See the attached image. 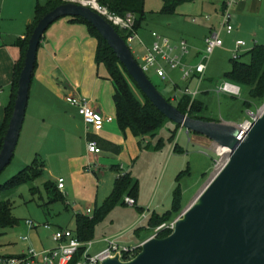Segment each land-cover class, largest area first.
Returning <instances> with one entry per match:
<instances>
[{"label": "crops", "instance_id": "crops-1", "mask_svg": "<svg viewBox=\"0 0 264 264\" xmlns=\"http://www.w3.org/2000/svg\"><path fill=\"white\" fill-rule=\"evenodd\" d=\"M0 1L3 2V5L0 3L1 128L5 118V108L12 100L14 67L21 58V50L16 46V42L18 39L25 38L27 28L34 18L37 0ZM40 1L46 2L47 0ZM194 1H191L190 4H193ZM225 1L201 0L199 8L193 15L199 17L206 15L205 20L211 21L210 24H199L191 32H181L177 39L172 38L175 36L171 38L166 36L175 45H179L181 41L187 43L188 54L183 57V62L186 65L195 66L202 61L206 46L205 40L212 33L218 31L221 15L226 9ZM230 11L234 31L231 34H227L225 31L221 33L223 47L228 45L227 47L230 49L237 42L244 41L246 47L242 55H245L246 52L253 50L256 46L264 45V0L239 2L234 4ZM176 15L177 13L174 16ZM70 19L71 17H67L55 22L47 30L40 44L29 93V99H33L32 106L31 109L27 106L29 117L26 119V115L23 123V127L26 124L28 126L25 147H30L31 157L40 155L39 162H43L44 173H47L49 177L52 178V171L59 169L68 173V184L65 180L64 190L58 189L59 193L63 195L68 209L70 207L69 196L72 193L76 199L78 197L87 201L86 207L88 209L96 210L99 208V198L98 194L94 192L96 188L98 189V185L104 183L101 180V177L105 175L102 170L111 166L112 171H123L125 167L123 162L132 161L138 155V139L130 131L122 132L118 126L113 99L114 84L109 79L104 67L98 66L96 63V39L90 36L85 25L73 23ZM195 19L191 20L192 24H195ZM137 35L138 41L143 43L139 42V46L144 55L146 49L151 48L153 44L152 33L149 35L146 32H141L140 29ZM168 69L166 67L170 81L160 80L166 86L167 84L170 85L169 87L173 91V94L171 93L172 99L173 97L178 98L177 94L188 87L181 89L177 80L178 77L181 78L180 72ZM206 72L202 80H199L200 77L195 75L187 83L198 80L200 85L206 80ZM197 93L196 100L199 96V86ZM68 97L84 98L92 108L99 111L106 119L101 128L96 129L94 126H87L79 115L78 108L68 103ZM108 118H111L112 121H107ZM216 121L232 124L220 119ZM91 142L95 143L101 150L99 154L93 155L88 152L87 145ZM90 163H95L97 167L89 172L87 167ZM105 197L103 203L109 196ZM92 204H94L95 209ZM137 205L136 200L135 207ZM138 210L143 211V208ZM77 211L75 208L72 209L73 228L69 227L71 224L62 225L59 228L74 231L76 229V216L82 214ZM89 215L85 216L89 217ZM152 215L149 218L147 215L145 218L141 217L139 222L142 223L147 218L150 223ZM141 229L146 232L139 235L138 230ZM148 229L153 230L150 224L147 228H140L136 231L139 240L138 246L154 235V233L149 235ZM103 243H106L105 239L101 242V244Z\"/></svg>", "mask_w": 264, "mask_h": 264}, {"label": "rangeland", "instance_id": "rangeland-1", "mask_svg": "<svg viewBox=\"0 0 264 264\" xmlns=\"http://www.w3.org/2000/svg\"><path fill=\"white\" fill-rule=\"evenodd\" d=\"M78 3H88L91 0H73ZM193 1V0H192ZM201 0H195L193 4L184 3L178 8L176 16H163L160 12L163 8L162 0H145L146 20L142 23L141 32H146L149 35L156 32L161 36H167L177 39L181 32H191L196 29L199 24H210L206 21V13L203 17L193 15L199 8ZM3 5V2H1ZM215 4H218L215 2ZM7 5V2H6ZM191 12V13H190ZM193 16V17H192ZM196 18L195 24L191 20ZM233 26V25H232ZM180 38V37H179ZM185 39V38H184ZM244 42V41H243ZM198 43V42H197ZM139 41L136 40L130 43L132 53L140 65L144 64V55L142 48L139 46ZM254 45V44H253ZM225 45L223 49H217L208 61V70L206 72V80L199 85L198 80L187 81L177 78L180 88H189L191 92H195L199 86V96L197 100L203 103L207 108L206 115L215 120H223L230 122L233 126L244 124L247 120H252L264 106L262 102L252 101L249 97L248 90L242 87L240 97L234 98L228 94H219L217 89L225 82H230L229 74L233 67V48ZM152 47V45H151ZM206 49V46H205ZM250 52V51H249ZM249 52L242 55L238 61L250 63L251 56ZM205 54V51H204ZM204 56V55H203ZM168 70H171L170 68ZM148 77L157 86L160 92L166 97H172L173 91L170 85L162 83L152 71L148 73ZM135 94L141 97L139 90L132 85ZM178 98L172 99V104L177 106L181 101L183 94H177ZM33 98V95H31ZM33 100V99H32ZM31 98L28 101V108L32 106ZM246 102L252 103V107L247 109ZM263 103V104H262ZM27 108V109H28ZM29 109L26 113L29 117ZM264 110V109H263ZM262 110V111H263ZM261 111V112H262ZM255 115V116H254ZM223 123V122H222ZM229 124V123H224ZM27 124L22 128L21 136L16 148L14 157L11 163L0 173V187L5 186L14 176L18 175L27 166L40 155L31 157L30 147H25L27 136ZM178 125L171 121H167L158 131L157 136L152 139L148 138L145 141L138 139V155L132 161L123 162V171H112L111 166L103 169L104 176L101 180L103 185H98L95 192L98 194L99 207H101L105 196H109L114 189V184L118 176L130 173L131 177L138 182L137 207H130L125 204H118L106 216L104 220L99 222L95 227L94 238L91 241L94 246L91 248L89 255L94 256L102 252L107 243L101 244L105 240L113 241L121 246L136 247L138 246L137 230L148 227V219L139 222L142 215L145 213L149 218L150 215L157 213L163 217L165 213L171 210L175 197V191L179 187L181 191V209L183 211L190 207L197 199L202 190L209 184L211 179L217 175L224 167V163L217 171L221 157L217 150L219 146L205 136L188 132L185 128H177ZM176 133V134H175ZM175 134L174 139L172 138ZM161 141L162 147H158V142ZM178 144L179 148L174 151ZM229 155H224V159L229 158ZM99 167L101 165H98ZM52 178L44 173L32 184H22L18 189L9 194H1L0 201H10L12 204V215L19 220V224L5 229L0 235V255L5 257L19 258L24 253L28 252L30 245L36 252H42L48 249H54L56 243L53 241L55 232L59 226L70 225L73 228L72 209L75 208L81 212V215H87V201L75 198L71 193L69 196V209L66 207L65 200L52 201L51 194L47 191L46 185L51 182L57 186V181L61 178L66 180L68 184V173L64 170L52 171ZM35 189V192L32 189ZM98 191V192H97ZM91 194L93 192L91 191ZM107 194V195H106ZM126 197H124L125 200ZM92 207L95 209L94 204ZM87 208V209H86ZM143 208V211L138 210ZM94 216L95 210L90 209ZM83 211H85L83 213ZM141 211V212H140ZM143 212V213H142ZM177 217L178 212L173 213V218H180L183 214ZM33 221L41 225H50V229L43 227L29 230L26 227V221ZM149 235L155 232V229L150 230ZM138 234L146 232L144 229L138 230ZM28 238V241H23ZM34 243V245H33ZM24 252V253H23ZM139 253V252H138ZM137 255V254H136ZM79 261L84 262L83 256Z\"/></svg>", "mask_w": 264, "mask_h": 264}, {"label": "water", "instance_id": "water-1", "mask_svg": "<svg viewBox=\"0 0 264 264\" xmlns=\"http://www.w3.org/2000/svg\"><path fill=\"white\" fill-rule=\"evenodd\" d=\"M67 17L82 18L98 31L141 93L169 121L231 151L222 170L177 219L171 235L146 240L129 261L116 256L101 264H264V106L245 132L241 125L183 114L153 84L116 28L85 3L69 0L46 14L34 29L0 150V173L18 146L42 39L55 22Z\"/></svg>", "mask_w": 264, "mask_h": 264}, {"label": "trees", "instance_id": "trees-1", "mask_svg": "<svg viewBox=\"0 0 264 264\" xmlns=\"http://www.w3.org/2000/svg\"><path fill=\"white\" fill-rule=\"evenodd\" d=\"M190 1L192 0H162L163 8L160 15L174 16L181 5ZM67 3H69V0H47L46 2L37 0L34 18L32 23L27 28L25 38L18 39L16 42V46H18L21 50V58L14 67L12 100L5 108V118L0 128V150L13 114L18 91L19 76L24 65L25 55L32 33L40 20L46 14ZM98 3L101 7L106 8L111 14L120 17L133 15L135 18L134 32L136 33L141 29L142 23L146 20L147 13L145 10V0H98ZM70 20L73 23L85 25L90 36L97 41L96 63L98 66L104 67L108 73L109 79L114 84L115 93L113 99L116 107V120L120 130L122 132L130 131L134 137L139 138L142 141H145L148 138L154 139L157 136L158 131L169 120L162 115L141 93L134 81L128 75L125 68L119 62L113 50L109 47L98 31L82 18H71ZM116 30L126 41V32L121 31L118 28H116ZM249 54L251 56L250 63L233 60L232 70L229 74H227V76L229 77L231 83L238 85L241 89L242 87L247 88L249 97L252 101H263L264 103V45L256 46L249 52ZM132 85L139 90L141 97H138L135 94ZM167 100L172 104V97L167 98ZM245 106L247 109H250L252 107V103L246 102ZM175 107H177L183 114H186L193 119L220 123V121H216L206 115L208 110L203 103L196 99L191 101V97L187 95H183L181 101ZM177 128L179 129L180 126ZM175 134L172 137L173 139ZM161 143V141L158 142L157 149H159L160 146L162 147ZM178 148L179 146L177 144L174 151H177ZM43 174L44 164L43 162L40 163L39 159L36 158L30 166H27L18 175L14 176L5 186L0 187V195L9 194L10 192L18 189V187L22 184H32ZM46 189L51 194L53 202L57 200H64L63 195L59 193L58 187L54 186V184L52 185L51 182L46 185ZM32 191L35 192V189L33 188ZM174 195L175 197L170 211L165 213L163 217L158 214H153L151 216L149 224L152 229H157L163 224L173 222L183 212L180 211L181 191L179 187L176 189ZM137 196L138 182L131 177V174L126 173L119 176L115 181L113 192L109 195L101 207L96 208L92 218L84 215L76 216V229L74 232L79 241L84 243L91 242L94 238L95 227L97 224L104 220L106 216L115 208V206L120 203L125 204L124 197H130L136 201ZM178 211L179 213L177 217L173 218V213ZM19 222L20 221L15 219L12 215V204L10 201H0V235L3 230L12 228L18 225ZM171 234L172 233L170 231H163L158 235V238H166ZM84 251L85 248L80 249L69 264H77L83 256ZM125 259L127 260L130 258L126 256Z\"/></svg>", "mask_w": 264, "mask_h": 264}, {"label": "built area", "instance_id": "built-area-1", "mask_svg": "<svg viewBox=\"0 0 264 264\" xmlns=\"http://www.w3.org/2000/svg\"><path fill=\"white\" fill-rule=\"evenodd\" d=\"M96 1V7H93L98 13H100L109 23H111L115 28H118L121 31L126 32L127 36V44L139 40L138 35L134 32L135 18L133 15H127L126 17H120L108 12L106 8H103L99 5L98 0ZM246 0H226L225 1V11L221 15V20L219 23L218 31L212 33L206 40V49L205 54L202 61L195 65L190 66L186 65L183 62V57L188 54V46L185 41H181L179 45H175L171 42L170 39L159 35L156 32L152 33V37L154 39L152 47L146 49V53L144 55V64L141 65L143 71L148 75L149 72H153L158 78H160L164 82L170 81V77L167 73L166 67L171 70H177L181 74V79L184 81H188L192 79L193 76L197 75L199 80H202L207 67L208 61L211 55L217 50L223 48V40L221 39V33L225 31L227 34H231L234 31V27L231 24L232 14L230 8L239 2H245ZM91 2V1H90ZM88 2V3H90ZM209 19V18H208ZM142 43L141 41H139ZM143 44V43H142ZM246 47V43L243 41H239L236 43L235 49L233 51L234 60H238L242 53L244 52V48ZM217 92L219 94H228L232 97H240L242 93L241 87L231 82L223 83L218 89ZM181 93L183 95H187L191 97V101H194L197 96V91L191 92L189 88L182 90ZM177 99L176 97H173ZM67 101L72 106L78 108L79 115L83 118L85 124L87 126H94L96 129H100L101 125L106 121L102 114L96 109L92 108L89 102L81 97H68ZM261 111L257 114L259 115ZM256 115V116H257ZM255 116V115H254ZM255 116V117H256ZM253 117V118H255ZM107 121H112L111 118H108ZM253 120L246 121L241 125L240 129L244 132L247 131L248 127L251 125ZM87 150L90 154L97 155L101 152L98 146L91 142L87 145ZM218 153V150H217ZM231 153V152H230ZM219 155V153H218ZM226 155H229L228 153ZM220 156V155H219ZM221 160L218 164L217 171L220 166L228 161L224 159V156H220ZM224 164V166H225ZM97 165L95 163H90L88 165V171H92V169L96 168ZM58 189L60 191L64 190V180H58ZM125 204L130 207H135L136 201L133 198L126 197L124 200ZM91 214V210H87V215ZM143 218L146 217L144 213L142 215ZM176 220L170 222L168 224H163L157 229H155L153 238H158V235L163 231L174 232L176 227ZM26 227L31 230L34 228L43 227L45 229H50V225H41L35 223L33 221H26ZM151 237V238H152ZM23 241H28V238H24ZM53 241L56 243V247L54 249L44 250L42 252H36L30 246L28 247V252L24 253L19 258L14 257H5L0 255V264H69L72 259L76 256L80 249L85 248L83 253L84 262L79 261L77 264H101L107 258H114L119 256L121 261H129L136 256V254L141 250L143 244L136 247H127L121 246L113 241L106 240L107 247L100 253L90 256L89 252L93 246L92 242H81L76 236L75 232L70 229L59 228L54 236ZM128 256L130 259H125Z\"/></svg>", "mask_w": 264, "mask_h": 264}, {"label": "bare ground", "instance_id": "bare-ground-1", "mask_svg": "<svg viewBox=\"0 0 264 264\" xmlns=\"http://www.w3.org/2000/svg\"><path fill=\"white\" fill-rule=\"evenodd\" d=\"M77 1V0H76ZM79 1V0H78ZM85 4H87V5H91V6H93V7H96V1H94V0H91V2L90 3H85ZM250 127V126H249ZM248 127V128H249ZM218 152H219V155L220 156H224V155H226L227 153L228 154H230V150L228 149V148H224V147H220L219 146V149H218ZM222 170V169H221Z\"/></svg>", "mask_w": 264, "mask_h": 264}]
</instances>
